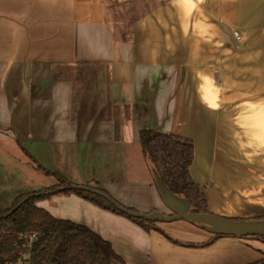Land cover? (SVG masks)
Returning a JSON list of instances; mask_svg holds the SVG:
<instances>
[{
    "label": "crops",
    "instance_id": "0c3cea01",
    "mask_svg": "<svg viewBox=\"0 0 264 264\" xmlns=\"http://www.w3.org/2000/svg\"><path fill=\"white\" fill-rule=\"evenodd\" d=\"M262 25L264 0H0V161L9 160V151L12 167L34 178L14 177V191L0 174V211L24 193L57 185L39 164L129 209L166 213L140 141L141 130L152 129L194 141L191 174L209 212L253 218L241 215L258 211L252 203L225 206L255 187L263 190L250 182L264 181V95L260 88L231 101L213 89L235 55L233 84L264 85V46L253 58L240 57L249 56L250 35ZM233 29L249 31L248 42L238 45ZM225 163L236 168L223 169ZM243 165L253 166L251 176ZM235 183L244 194L231 193ZM37 205L97 233L125 264L264 260L261 239L215 238L185 220L158 222L161 231L147 232L77 194Z\"/></svg>",
    "mask_w": 264,
    "mask_h": 264
},
{
    "label": "trees",
    "instance_id": "16d2710c",
    "mask_svg": "<svg viewBox=\"0 0 264 264\" xmlns=\"http://www.w3.org/2000/svg\"><path fill=\"white\" fill-rule=\"evenodd\" d=\"M140 141L145 155L149 156L170 190L184 195L195 212H208L207 196L191 174L196 155L194 141L152 129H142ZM36 167L45 174L55 177L58 183L54 187L24 193L9 209L0 211V264H14L24 251H28L26 241L18 240L20 233L37 235L32 247L31 264H125L112 245L97 233L85 226L57 219L38 207L40 201L55 195L77 194L99 208L129 219L147 232L161 231L156 225L158 222L130 217L93 193L81 190L51 193L73 183L60 173L49 171L39 164ZM87 187L99 189L90 185ZM99 190L109 195L106 191ZM33 194L38 195L33 197ZM21 202L24 203L14 211ZM218 237L222 236L215 235V238ZM173 242L179 244L177 241ZM254 264H264V260Z\"/></svg>",
    "mask_w": 264,
    "mask_h": 264
},
{
    "label": "water",
    "instance_id": "95a60500",
    "mask_svg": "<svg viewBox=\"0 0 264 264\" xmlns=\"http://www.w3.org/2000/svg\"><path fill=\"white\" fill-rule=\"evenodd\" d=\"M146 157L151 168L154 184L170 213H164L161 211L143 213L136 210H131L120 205L116 200L103 191L99 189H93L85 185L73 184L53 190L51 193H56L57 191L62 190H81L90 192L104 198L111 205L115 206L118 210L126 213L130 217L143 218L156 222H173L185 220L205 231H208L214 235H220L222 237L249 239L261 238L264 236V217L233 219L216 215L209 211L195 212L192 204L184 195L173 193L170 190V188L164 183L156 167L151 162L149 156L146 155ZM37 195L38 194H33L32 196L34 197ZM23 203L24 202H21L18 206H16L14 211L17 210Z\"/></svg>",
    "mask_w": 264,
    "mask_h": 264
},
{
    "label": "rangeland",
    "instance_id": "374dc122",
    "mask_svg": "<svg viewBox=\"0 0 264 264\" xmlns=\"http://www.w3.org/2000/svg\"><path fill=\"white\" fill-rule=\"evenodd\" d=\"M235 30H239V29H233V32ZM239 31L242 32V30H239ZM244 32H248L250 34L249 31H244ZM248 33H246V34L248 35ZM253 35H254V38H253ZM250 39H252V40L254 39V41H252L253 42L252 43V49L248 52V53H250L249 56L247 54H246L247 56H243V55L240 56V57H242L241 59L243 61H245L244 59L249 58L250 56H252L250 58H253V56H255L254 55V51L255 50L257 51L259 49V45L260 44L262 46H264V25H262L261 29H259L257 32H253L250 35ZM247 42H248V39H247L246 43ZM263 52H264V49H263ZM238 64H239V58L237 57V55H235V56H233L231 58V63H230V67H229V75L226 78L223 79L224 81L221 80V77L220 76H222V75H217L216 76L219 85L216 86V90L213 89L214 90V93L215 94L218 93L219 95L224 94V93L226 95L227 94H230L229 96H230V100L231 101L234 100V99H237L238 97H241V95L249 94L250 91L259 92V89L260 88H261V91H260L261 92V95H264V85L261 86V87H259V86H253V85H245L243 83H242V85H234L233 84V83L237 82V80H236V74H237V66H238ZM256 66H258V65H256ZM260 66H261V70H263L264 69V53H263V62L260 64ZM252 70H253V68H252ZM256 71L257 72H260L259 69H257ZM261 73H262V76H263L264 75V71H262ZM230 80L232 81V83L229 84V85H226L225 81H227L229 83ZM246 82H249V81L247 80ZM222 83H223V85H222ZM208 93L212 94L211 89H208ZM221 96H223V95H221ZM235 103L236 102H229V106H232ZM6 152H7L6 154H7V157H8L9 160H7V161H0V174H3V175L6 174L7 183L9 184L10 182H12L11 185L14 186L12 190H14V189L16 190L17 189V186H18V181H16V179L14 177H18V180L24 179V180H26L25 182H29V181H30V183L33 182L34 181V178L30 174L25 173V172H22L18 168H13L12 167V161L15 162V160H14V158H12L10 156L11 155V152H9V151H6ZM17 154L18 155H13V157H15V158H17L19 160H22L24 162H28L30 160L33 161V162H35V158H32L30 155H28L26 153L25 154H26V158L27 159L21 153L20 154L17 153ZM261 157H262V159H264V154H262ZM253 160H254L253 158H250V159L247 158L246 159L247 163H251ZM263 165H264V162H263ZM243 167H244L245 171L247 170L245 175L246 176H248V175L251 176L252 173H251V171L249 169L253 168V166H248L249 167L248 168L247 166H244L243 165ZM222 168L223 169H226V170H229V169L231 170V169H235L236 166L235 165H227L225 163V166H223ZM255 168L258 169L257 166H255ZM214 170H215V172L213 174H211L212 175L211 178L213 180H215L216 179L215 177L218 176V173L220 172L221 167L220 166H216L214 168ZM259 170H261V171H259V172L262 173L261 176H264V172H262V170H264V167H261V168L259 167ZM239 172H242V168L241 167H239ZM251 179H254V177L252 176ZM53 181H55V180H53ZM218 183H221V182H218ZM250 184L251 185L252 184H256L257 186H261L263 190H260L259 191V189L254 186L255 187L254 188L255 190L254 189H251V190H248L247 191L248 194L250 193L249 194L250 197H246L245 199H243L242 197H236L235 196V197H233V199H228V202H227L225 208L227 210L228 209H234L235 206H240L241 205L239 203H241L242 201H246L247 203H252V204H250L251 206H254L255 205L254 207H260V208L258 209V211H256V210L255 211H249V212L247 211V212H245V213H243L241 215H244V216L247 215V217L248 216H253L255 218L256 217H258V218L259 217H264V181H257V182L256 181H254V182L252 181V182H250ZM242 185L243 184L235 183V191H232L231 190V193L233 195H235V193L238 195V194H240V192H242L244 194V191L242 190V188H243ZM246 186H247V184H245V187ZM249 208L250 207H247V210ZM164 211L166 213H169V210L168 209H166ZM217 215L224 216V217H227V218L239 219V217L236 216V215H229V214H226V213L225 214L217 213ZM259 239H261L262 242L264 243V236L261 237V238H259Z\"/></svg>",
    "mask_w": 264,
    "mask_h": 264
},
{
    "label": "built area",
    "instance_id": "2783aa9c",
    "mask_svg": "<svg viewBox=\"0 0 264 264\" xmlns=\"http://www.w3.org/2000/svg\"><path fill=\"white\" fill-rule=\"evenodd\" d=\"M233 36L238 45H244L247 41L246 33L241 32L239 30H235L233 32ZM36 237L37 235L35 233H32V234L20 233L18 235V240L20 242L26 241V245H28L29 249L28 251H24L14 264H31L32 247H33V243L36 240Z\"/></svg>",
    "mask_w": 264,
    "mask_h": 264
}]
</instances>
